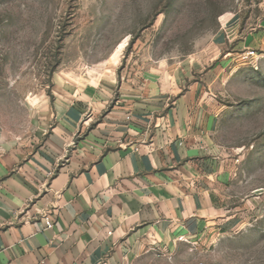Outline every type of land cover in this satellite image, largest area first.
Segmentation results:
<instances>
[{
    "label": "crops",
    "instance_id": "crops-1",
    "mask_svg": "<svg viewBox=\"0 0 264 264\" xmlns=\"http://www.w3.org/2000/svg\"><path fill=\"white\" fill-rule=\"evenodd\" d=\"M240 38L56 80L28 133L0 126V264H179L258 218L264 196L239 188L218 138V89L237 48L264 50V27Z\"/></svg>",
    "mask_w": 264,
    "mask_h": 264
},
{
    "label": "rangeland",
    "instance_id": "rangeland-1",
    "mask_svg": "<svg viewBox=\"0 0 264 264\" xmlns=\"http://www.w3.org/2000/svg\"><path fill=\"white\" fill-rule=\"evenodd\" d=\"M261 26L264 0H0V126L28 133L56 80L96 76L110 61L128 75L212 53L219 34L229 51ZM247 49L218 89V138L237 158L239 188L264 196V50L245 61ZM262 206L242 231L182 249L179 264H264Z\"/></svg>",
    "mask_w": 264,
    "mask_h": 264
},
{
    "label": "built area",
    "instance_id": "built-area-1",
    "mask_svg": "<svg viewBox=\"0 0 264 264\" xmlns=\"http://www.w3.org/2000/svg\"><path fill=\"white\" fill-rule=\"evenodd\" d=\"M241 58H242V60H245V61H250L251 59H257L258 58V52L255 49H247V51H245L241 54ZM48 224L52 225V222L50 220H48Z\"/></svg>",
    "mask_w": 264,
    "mask_h": 264
}]
</instances>
